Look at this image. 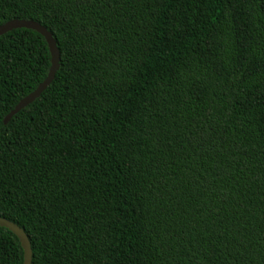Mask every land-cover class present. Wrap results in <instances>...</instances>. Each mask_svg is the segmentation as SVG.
Returning <instances> with one entry per match:
<instances>
[{
	"label": "trees",
	"instance_id": "16d2710c",
	"mask_svg": "<svg viewBox=\"0 0 264 264\" xmlns=\"http://www.w3.org/2000/svg\"><path fill=\"white\" fill-rule=\"evenodd\" d=\"M0 216L32 264H264V0H0ZM0 226V264H23Z\"/></svg>",
	"mask_w": 264,
	"mask_h": 264
},
{
	"label": "water",
	"instance_id": "95a60500",
	"mask_svg": "<svg viewBox=\"0 0 264 264\" xmlns=\"http://www.w3.org/2000/svg\"><path fill=\"white\" fill-rule=\"evenodd\" d=\"M20 27L35 29L46 38L48 45H49L50 52H51V65H50L46 78L41 83H39L36 89H34L32 92H30L25 97H23L15 105V107L4 118V123H7L15 113H17L19 110H21L22 108H24L25 106L33 102L37 97L41 95V93L53 81L55 74L57 70L59 69V65H60L59 64L60 51L57 46L56 40L54 39L52 33L39 22L32 20V19L30 20L12 19L0 25V35L4 34L7 31H10L15 28H20ZM0 226L7 227L19 237L23 250H24L23 264H32V258H33L32 245H31L30 238L28 234L26 233V231L24 230V228L18 225L17 223H15L14 221L1 217V216H0Z\"/></svg>",
	"mask_w": 264,
	"mask_h": 264
}]
</instances>
